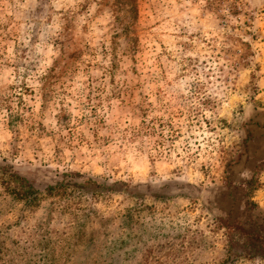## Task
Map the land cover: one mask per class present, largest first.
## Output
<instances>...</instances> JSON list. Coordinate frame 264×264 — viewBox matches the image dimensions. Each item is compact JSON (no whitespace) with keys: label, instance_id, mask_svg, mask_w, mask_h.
I'll use <instances>...</instances> for the list:
<instances>
[{"label":"rangeland","instance_id":"374dc122","mask_svg":"<svg viewBox=\"0 0 264 264\" xmlns=\"http://www.w3.org/2000/svg\"><path fill=\"white\" fill-rule=\"evenodd\" d=\"M0 264H264V0H0Z\"/></svg>","mask_w":264,"mask_h":264}]
</instances>
